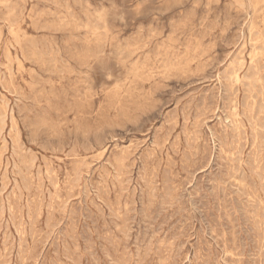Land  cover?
Segmentation results:
<instances>
[{
	"label": "rangeland",
	"instance_id": "obj_1",
	"mask_svg": "<svg viewBox=\"0 0 264 264\" xmlns=\"http://www.w3.org/2000/svg\"><path fill=\"white\" fill-rule=\"evenodd\" d=\"M5 1L0 264H264V0Z\"/></svg>",
	"mask_w": 264,
	"mask_h": 264
},
{
	"label": "bare ground",
	"instance_id": "obj_2",
	"mask_svg": "<svg viewBox=\"0 0 264 264\" xmlns=\"http://www.w3.org/2000/svg\"><path fill=\"white\" fill-rule=\"evenodd\" d=\"M5 1V0H4ZM3 2V1H2ZM7 2V0L4 2V3H6ZM180 2V1H179ZM260 2V0H252V13L253 14H258L259 13V9H258V5L260 4L259 3ZM3 3V4H4ZM262 3V2H261ZM7 4V3H6ZM263 8V7H262ZM262 8H261V10H262ZM10 9V8H9ZM260 10V11H261ZM10 11V10H9ZM14 11V10H13ZM11 13V12H10ZM99 14V13H98ZM252 14V15H253ZM260 14V13H259ZM99 16V15H98ZM104 16V15H103ZM100 17H101V15H100ZM100 19V18H99ZM259 19V18H258ZM101 20H102V17H101ZM105 20V19H104ZM247 24V23H246ZM104 25H105V23H104ZM13 29V28H12ZM94 29V28H93ZM95 29H96V27H95ZM250 29H252V28H250ZM14 31V30H13ZM16 31H17V29H16ZM1 32V31H0ZM153 33V32H152ZM256 34V33H255ZM17 38V37H16ZM245 40V39H244ZM245 43V42H244ZM264 47V46H263ZM240 51V50H239ZM34 55V54H33ZM249 55V54H248ZM14 74V73H13ZM256 76V75H255ZM185 82V81H184ZM251 82V81H250ZM259 82H260V80H259ZM182 84V83H181ZM243 87V86H242ZM6 103V102H5ZM236 111V110H235ZM13 117V116H12ZM235 118V117H234ZM4 126V125H3ZM242 126V125H241ZM257 128V127H256ZM239 129V128H238ZM237 129V130H238ZM12 130V129H11ZM18 137V136H17ZM257 137V136H256ZM5 145V144H4ZM125 146V145H124ZM223 150V149H222ZM224 152V151H223ZM97 154V153H96ZM255 160V159H254ZM232 161V160H231ZM228 162V161H227ZM123 165V164H122ZM78 169V168H77ZM253 200V199H252ZM260 202H262V201H260ZM31 219V218H30ZM253 223V222H252ZM257 245V244H256ZM5 253V252H4Z\"/></svg>",
	"mask_w": 264,
	"mask_h": 264
}]
</instances>
